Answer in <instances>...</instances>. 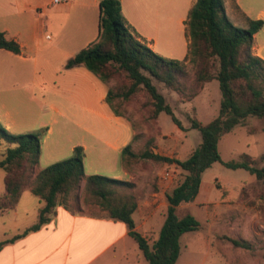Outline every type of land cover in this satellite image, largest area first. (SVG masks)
I'll list each match as a JSON object with an SVG mask.
<instances>
[{
  "label": "trees",
  "instance_id": "1",
  "mask_svg": "<svg viewBox=\"0 0 264 264\" xmlns=\"http://www.w3.org/2000/svg\"><path fill=\"white\" fill-rule=\"evenodd\" d=\"M246 22L247 27L235 24L226 13L224 0H196L186 21L190 40L188 53L182 59L171 58L153 50L134 33L123 14L121 0H100L98 39L69 58L66 66L84 65L106 83L113 78L120 79L121 82L108 87L106 95V101L116 115L127 117L135 129L133 119L119 110L116 102L136 101L141 110L147 111L150 124L154 125L164 111L182 126L153 79L164 82L184 101L193 99L207 82L217 79L222 93L219 114L208 123L192 118L191 125L200 131L201 142L186 159L154 152V135L143 142L141 149L135 144L140 134L135 133L134 142L123 148V164L128 171L133 170L131 164L142 159L144 164L175 163L185 173L184 178L166 192V218L153 242L135 228L133 214L138 200L134 179L86 174L82 145L74 147L72 156L37 170L40 135L14 133L0 123V138L6 143L0 158L6 189L0 197V213L15 208L26 189L44 203L38 210L37 221L0 241V249L5 243L41 228L58 205L72 212L80 211L71 200H79L78 191L82 185L84 201L94 202L109 217L129 226L130 235L149 264H175L182 250L181 236L201 226L191 213L179 215L178 208L195 201L206 169L215 162L231 168H246L264 183V166H256L251 154L244 152L239 160L226 161L219 149L222 135L245 124L249 115L264 118V58L255 54L252 47L254 34L264 21L246 17ZM0 48L21 52L20 44L3 31H0ZM261 158L264 159V153ZM231 240L235 245H247L246 241Z\"/></svg>",
  "mask_w": 264,
  "mask_h": 264
},
{
  "label": "rangeland",
  "instance_id": "2",
  "mask_svg": "<svg viewBox=\"0 0 264 264\" xmlns=\"http://www.w3.org/2000/svg\"><path fill=\"white\" fill-rule=\"evenodd\" d=\"M189 1L149 0L150 12L145 16L150 22L159 21V39L155 47L159 54L184 58L187 53L188 33L181 23V18L187 15ZM226 7L232 15L229 0H226ZM239 24L244 27L243 22ZM46 32H43L44 47L49 49ZM257 44H260V37L257 38ZM42 52L38 56L43 63H39L34 71L31 67L33 62H29L31 66L29 65L23 77L12 76L8 69L0 71L3 75L0 78V109L4 105L11 108V113L13 111L12 132H35L40 138L47 136L48 141L61 150L50 158L45 152L40 169L52 161L72 156L70 145L80 142L83 135H89V130L96 131L98 138L112 139L110 135L120 126V122L114 114H110L109 103L100 96L108 87L121 82L118 78H113L108 83L103 82L82 65L67 67L69 58H61L58 65L57 56L50 52L49 55H52L45 58ZM153 82L171 104L182 126L175 123L172 116L164 111L160 113L154 125L150 124V120L146 118L147 111L141 110L139 102L136 101L125 103L120 100L116 105L133 119L135 131L140 134L135 140L136 147H140L148 137L154 135L153 148L161 150L165 153L163 155L186 159L201 142L200 131L191 125L192 118L196 117L202 123H208L219 114L222 97L219 81L213 79L207 82L196 97L186 101L164 82L157 79H153ZM0 123L3 125L2 120ZM88 137L86 142L90 144ZM91 139L97 140L96 137ZM92 144L94 147L87 151L85 158L86 173L96 172L116 178L127 177L120 158L107 143L94 141ZM5 147V141L0 138V158L3 157ZM219 149L223 160H239L240 155L247 152L254 158L256 166H264V159L261 158L264 153V118L249 115L245 124H239L232 131L222 135ZM100 153L111 155V159L102 160L98 157ZM141 160L131 164L133 170L129 172L139 171L137 177H148L149 181L146 183L151 190L158 186L165 192L170 191L184 178L185 173L175 163L144 164ZM166 171L172 173V178L163 181L162 174ZM4 176L5 171L0 167V197L6 191ZM203 182V190L197 200L184 203L178 208L179 215L191 213L201 222V226L198 230L186 232L181 236L182 250L175 264H264V183L246 168H231L220 162L213 163L205 170ZM82 191L81 185L78 191L79 200H71L74 207H82V212L86 214L107 215L94 202L84 201ZM43 204L36 195L26 189L17 209V223L23 227L24 223L32 218L33 211H38V206ZM34 214L37 216V212ZM164 219V213L157 212V234ZM31 222L33 221H29ZM13 225L10 212L0 224V241L7 239L6 236L11 234ZM232 238L246 241L247 245H235ZM129 257L134 261L133 253Z\"/></svg>",
  "mask_w": 264,
  "mask_h": 264
},
{
  "label": "crops",
  "instance_id": "3",
  "mask_svg": "<svg viewBox=\"0 0 264 264\" xmlns=\"http://www.w3.org/2000/svg\"><path fill=\"white\" fill-rule=\"evenodd\" d=\"M195 1H189L187 15L181 18L185 30H187L186 21L189 11ZM229 1L232 5L233 14H229L226 0H224L226 13L235 24L241 26L239 23L243 22L244 27H247L246 17L263 19L264 21V0ZM149 3V0H121L122 11L128 25L153 50H156L155 47L159 39V21L150 22L146 18L145 14L150 12ZM99 18L100 0H63L59 3H55L53 0H0V31H3L8 38L16 40L21 46L20 53L0 48V71L8 69L12 76L23 77L30 65L29 62H33V66H30L35 71L37 65L43 63L38 56L42 49H44L42 54L45 58L52 55H49L50 52L57 56V63L60 65L58 61L61 58H71L79 50L98 39L100 33ZM44 30L47 31L45 38L48 39L49 49L44 47ZM258 37H260L259 45L257 44ZM189 41L187 34V49H189ZM252 47L255 54L264 58V24L254 34ZM2 76L0 74V78ZM107 91L108 88L100 96L104 101ZM10 109L4 105L1 107L0 121H3L4 127L14 131L13 111L11 113ZM111 109L110 114H114V117L120 122V126L110 135L112 136L111 140L98 138L96 131L89 130L87 131L90 133L89 135H83L82 140L72 143L69 149L73 151L77 145L84 147L85 168L87 151L94 147L92 144L94 141L107 143L112 148L114 154L116 153L120 158L124 174L127 175L123 179H134L136 183L135 192L138 207L133 214L136 223L135 228L150 242H153L159 235L156 229L157 212L164 213L166 218L168 207L166 192L159 189L158 186L151 190L146 183L149 181L148 177L139 178L137 177L139 171L130 173L124 167L122 150L126 145L134 142V135L137 131L133 129L127 117L116 115ZM87 137L91 142L90 144L86 142ZM91 137H96L97 140H92ZM60 151L58 146L56 147L54 143L48 141L47 136L41 138L39 169L45 152L46 156L50 158L54 153H60ZM154 152L165 154L155 148ZM98 157L104 161L111 159V155L104 153H100ZM51 163L53 161L49 164ZM92 166L95 167L96 165ZM203 185L202 180L195 200L203 190ZM21 200L22 196L16 207L13 208L14 211L0 213V224L6 214L11 212L13 216V229L6 238H11L22 232L38 219L39 211H33L32 218L28 219L23 227L17 223L19 217L17 209L20 207ZM40 207L38 206V210ZM79 208L80 211L72 212L66 207L58 205L50 220L41 228L30 231L3 245L0 249V264H149L138 243L130 235L129 226L125 222L115 220L104 213L99 215L86 214L82 212V207ZM35 212H37V216L34 214ZM29 221L33 222L29 223ZM131 253L135 257L134 261L129 257Z\"/></svg>",
  "mask_w": 264,
  "mask_h": 264
},
{
  "label": "built area",
  "instance_id": "4",
  "mask_svg": "<svg viewBox=\"0 0 264 264\" xmlns=\"http://www.w3.org/2000/svg\"><path fill=\"white\" fill-rule=\"evenodd\" d=\"M63 0H53V2L55 3H59V2H62ZM172 178V173L170 171H166L162 174V180L164 181H167V180H170Z\"/></svg>",
  "mask_w": 264,
  "mask_h": 264
}]
</instances>
